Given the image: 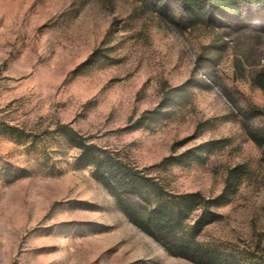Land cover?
<instances>
[{
    "label": "rangeland",
    "instance_id": "obj_1",
    "mask_svg": "<svg viewBox=\"0 0 264 264\" xmlns=\"http://www.w3.org/2000/svg\"><path fill=\"white\" fill-rule=\"evenodd\" d=\"M241 15L186 26L177 0H0V264H193L126 219L65 135L166 192L225 193L195 242L264 264V7Z\"/></svg>",
    "mask_w": 264,
    "mask_h": 264
},
{
    "label": "trees",
    "instance_id": "obj_2",
    "mask_svg": "<svg viewBox=\"0 0 264 264\" xmlns=\"http://www.w3.org/2000/svg\"><path fill=\"white\" fill-rule=\"evenodd\" d=\"M181 20L186 26L198 22H215L226 14L238 17L241 6L259 10L264 0H177ZM165 11L166 7L162 6ZM253 84L264 93V72H259ZM69 145L80 152L79 160L91 167L93 177L109 189L118 209L139 231L154 239L170 256L193 264H221L214 251L195 242L209 226L221 218L218 210L228 203L226 194L206 197L200 192L169 193L158 186L144 171L122 163L116 156L87 144L82 137L65 135ZM250 139L259 148L257 136ZM195 151H189L187 154ZM184 155L179 156L181 160ZM178 160V161H179ZM170 159H165L167 163ZM181 162V161H179ZM147 171V170H146Z\"/></svg>",
    "mask_w": 264,
    "mask_h": 264
}]
</instances>
